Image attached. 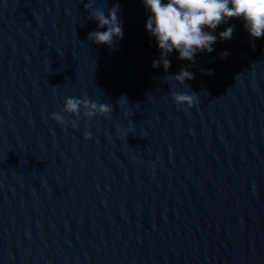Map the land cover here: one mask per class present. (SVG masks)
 <instances>
[{"label": "water", "instance_id": "1", "mask_svg": "<svg viewBox=\"0 0 264 264\" xmlns=\"http://www.w3.org/2000/svg\"><path fill=\"white\" fill-rule=\"evenodd\" d=\"M84 2L0 0V264H178L264 145V37L229 19L215 33L232 39L165 72L142 0H95L119 3L112 48L88 39ZM85 95L110 112L51 119Z\"/></svg>", "mask_w": 264, "mask_h": 264}, {"label": "clouds", "instance_id": "2", "mask_svg": "<svg viewBox=\"0 0 264 264\" xmlns=\"http://www.w3.org/2000/svg\"><path fill=\"white\" fill-rule=\"evenodd\" d=\"M84 2V0H81ZM95 0H86L84 8L89 12V18L97 24V30L88 33V39L95 44H104L110 48L123 38V21L119 18V3H114L108 8L107 15L101 8L93 7ZM149 13L145 22L147 33L155 38L160 55L153 59L152 67H163L167 72L171 66L169 55L176 51L179 59L196 63L198 53H212L213 45L217 39L230 40L233 36L234 26H228L215 33L217 27L226 24L229 19L243 21L244 27L249 33L250 42L264 37V0H142ZM100 29H106L101 31ZM208 29V30H206ZM230 55L228 50L220 53V57ZM207 75H213L211 69H201ZM194 73L182 68L178 73L169 76L179 83L194 78ZM173 101L178 105H187L191 108L198 101V93L171 92ZM126 98V97H123ZM111 106L105 103H97L87 95L83 98L68 96L64 99L63 107L58 112L51 114V119L67 126L69 123L76 127L75 120H67L65 114L79 118H92L95 115L109 113ZM90 137V132H85Z\"/></svg>", "mask_w": 264, "mask_h": 264}]
</instances>
